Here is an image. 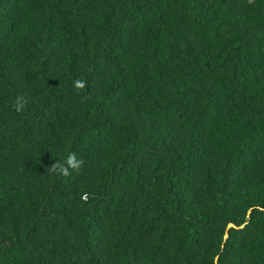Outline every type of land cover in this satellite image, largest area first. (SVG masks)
<instances>
[{
	"label": "trees",
	"instance_id": "1",
	"mask_svg": "<svg viewBox=\"0 0 264 264\" xmlns=\"http://www.w3.org/2000/svg\"><path fill=\"white\" fill-rule=\"evenodd\" d=\"M0 264H264V0H0Z\"/></svg>",
	"mask_w": 264,
	"mask_h": 264
},
{
	"label": "clouds",
	"instance_id": "2",
	"mask_svg": "<svg viewBox=\"0 0 264 264\" xmlns=\"http://www.w3.org/2000/svg\"><path fill=\"white\" fill-rule=\"evenodd\" d=\"M248 4L252 5L255 0H247ZM73 86L77 90H83L85 88V81L82 79H75ZM13 110L16 113H22L25 110V101L22 96L16 97L13 102ZM84 166L82 158H78L75 152H70L64 161H56L49 167V171L62 177L70 176L72 172H79Z\"/></svg>",
	"mask_w": 264,
	"mask_h": 264
},
{
	"label": "water",
	"instance_id": "3",
	"mask_svg": "<svg viewBox=\"0 0 264 264\" xmlns=\"http://www.w3.org/2000/svg\"><path fill=\"white\" fill-rule=\"evenodd\" d=\"M242 226V225H241ZM228 227H237L234 223H232V222H229L228 223ZM228 236V234L227 233H225V235H224V237H227Z\"/></svg>",
	"mask_w": 264,
	"mask_h": 264
}]
</instances>
